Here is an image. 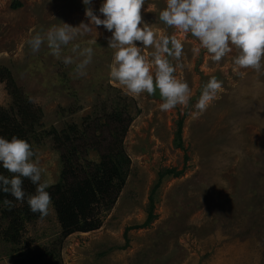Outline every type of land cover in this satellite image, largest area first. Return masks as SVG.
Masks as SVG:
<instances>
[{"label": "rangeland", "instance_id": "374dc122", "mask_svg": "<svg viewBox=\"0 0 264 264\" xmlns=\"http://www.w3.org/2000/svg\"><path fill=\"white\" fill-rule=\"evenodd\" d=\"M0 0V66L9 69L23 97L41 109L43 128L80 124L84 117L103 115L118 103L131 118L123 146L131 159V172L114 206L100 228L75 232L61 243L62 264H264V71L239 69L235 49L220 62L190 34L168 28L159 20L166 0H146L141 9L145 22L154 25L158 38L176 35L184 45L179 61L169 57L174 75L189 84L185 105L161 111L156 96L130 94L109 78L114 51L103 26L78 36L62 49L79 62L74 46L92 47L94 56L87 75L77 77L75 64L65 65L45 44L33 54L28 40L37 31L62 22L88 23L83 0ZM103 0H92L97 15ZM198 49V51H193ZM152 49H144L151 59ZM264 63V60H262ZM153 74L155 66L151 68ZM215 76L222 87L203 113L195 109L203 86ZM12 103L0 81V106ZM40 112V111H39ZM182 120V144L174 139ZM102 117L99 125L110 140ZM97 134L101 136L98 131ZM39 153L44 179L56 183L62 150L51 139L33 145ZM90 151L86 159L97 160ZM166 167L182 170L166 177L155 193L156 217L146 227L149 194L158 173ZM61 231L54 209L44 219L25 224L18 245L1 240L0 264H15L18 250L29 243L50 245ZM46 259V258H44Z\"/></svg>", "mask_w": 264, "mask_h": 264}, {"label": "clouds", "instance_id": "9594fccd", "mask_svg": "<svg viewBox=\"0 0 264 264\" xmlns=\"http://www.w3.org/2000/svg\"><path fill=\"white\" fill-rule=\"evenodd\" d=\"M83 3L88 23L72 26L61 21L59 25L35 32L28 40L31 52L38 53L46 44L51 54L65 65L75 64L77 77L86 76L94 56L93 48L81 50L74 46L72 53L77 54L78 63L72 55L62 56V49L78 36L103 26L111 33L107 37L108 48L115 50L109 65L111 80L137 96L155 95L158 90L163 101L159 105L161 111L189 102V84L177 79L176 68L169 59L179 61L184 45L175 34L158 38L154 25L145 22L141 15L146 0H103L99 8L103 19L91 6L92 0ZM159 20L168 28L196 38L211 54L213 62H220L235 49L233 63L237 68L264 71V0H166ZM144 49H152L151 59L143 54ZM221 87L222 81L211 77L203 86L195 109L205 112ZM0 165L10 174H0V193L13 198H5L2 205L11 211L16 206L13 200L26 201L30 211L40 219L50 215L53 201L48 189L52 184L43 178L46 170L41 166L37 150L23 138L14 135L9 140L0 136ZM25 179L35 186L33 194L24 190Z\"/></svg>", "mask_w": 264, "mask_h": 264}, {"label": "trees", "instance_id": "16d2710c", "mask_svg": "<svg viewBox=\"0 0 264 264\" xmlns=\"http://www.w3.org/2000/svg\"><path fill=\"white\" fill-rule=\"evenodd\" d=\"M12 5L16 8L21 6V2L15 0ZM0 81L5 82L12 101L8 107L0 106V136L10 140L15 135L27 140L32 146L39 145L42 139L50 138L53 147L62 150L58 181L48 189L61 237L58 242L54 241L50 245L33 246L29 243L18 250L19 260L15 264H62L60 253L62 240L75 232H88L100 228L104 217L114 206L126 183L131 172V159L124 149L123 140L131 118L116 103L108 110L106 108L101 116L98 115V111L92 116H85L80 124L68 123L61 129L43 128L44 125L39 123L41 109L23 97L22 89L6 67L0 66ZM102 117L110 137L106 146L103 145L106 136L99 125ZM181 134L180 119L174 139L175 145L180 148L183 147ZM90 151H96L99 158L86 159ZM181 173L182 170L175 167H166L159 171L157 181L150 190L145 220L141 224L126 228L124 246L128 244L129 229L146 227L156 217L153 213L155 193L163 179L177 177ZM0 174L10 175L2 165ZM23 187L28 194L35 192V186L27 179L24 180ZM5 198L13 199L0 193L1 240L18 245L25 224L38 219L39 215L30 211L26 201L20 203L13 200L16 206L9 211L2 205Z\"/></svg>", "mask_w": 264, "mask_h": 264}]
</instances>
